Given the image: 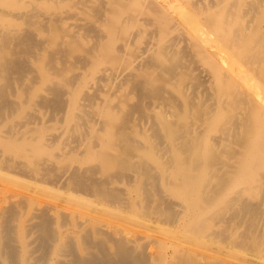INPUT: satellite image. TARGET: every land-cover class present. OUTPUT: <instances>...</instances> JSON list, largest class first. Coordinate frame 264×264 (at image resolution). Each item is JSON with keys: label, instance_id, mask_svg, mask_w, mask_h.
<instances>
[{"label": "bare ground", "instance_id": "bare-ground-1", "mask_svg": "<svg viewBox=\"0 0 264 264\" xmlns=\"http://www.w3.org/2000/svg\"><path fill=\"white\" fill-rule=\"evenodd\" d=\"M236 250L264 262V0H0V264Z\"/></svg>", "mask_w": 264, "mask_h": 264}, {"label": "rangeland", "instance_id": "rangeland-1", "mask_svg": "<svg viewBox=\"0 0 264 264\" xmlns=\"http://www.w3.org/2000/svg\"><path fill=\"white\" fill-rule=\"evenodd\" d=\"M243 251H241V250H236L235 251V254H236V256H233V257H229V256H225V260H227V261H229V262H232V263H235V264H241V258H242V256H243ZM239 254V255H238ZM242 254V255H241ZM238 255V256H237ZM241 255V256H240ZM240 256V257H239ZM259 264H264V262H261V263H259Z\"/></svg>", "mask_w": 264, "mask_h": 264}]
</instances>
